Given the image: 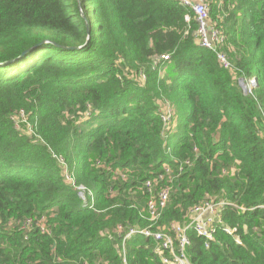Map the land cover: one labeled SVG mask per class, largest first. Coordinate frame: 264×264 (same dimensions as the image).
I'll return each mask as SVG.
<instances>
[{"label":"trees","instance_id":"1","mask_svg":"<svg viewBox=\"0 0 264 264\" xmlns=\"http://www.w3.org/2000/svg\"><path fill=\"white\" fill-rule=\"evenodd\" d=\"M207 3L227 67L173 0H0V264H122L118 227L147 226L164 186L160 225L207 201L245 208L222 207L212 239L186 232L191 264H264V210H249L264 203V0ZM154 247L135 234L127 263L163 264Z\"/></svg>","mask_w":264,"mask_h":264},{"label":"built area","instance_id":"2","mask_svg":"<svg viewBox=\"0 0 264 264\" xmlns=\"http://www.w3.org/2000/svg\"><path fill=\"white\" fill-rule=\"evenodd\" d=\"M178 4L185 7L187 14L185 19L188 21L190 18V13L195 16L197 21V35L198 44L203 48H208L212 51L217 52V56L225 67L229 66L228 60L226 61L225 55L216 50V47L223 40L220 30L214 25L213 21L209 17L208 13V3L207 0H173ZM164 59L168 58V55L162 56ZM245 88L249 85L254 84V80H248ZM250 91V89H249ZM165 125L171 124V113L168 111L167 114L162 116ZM175 121V118L173 122ZM65 165L64 161H60ZM182 170V166H178V170L174 171L172 168H167V175L170 180L175 178L177 174ZM66 173V174H65ZM64 180L70 184H74L73 176L65 169L63 174ZM145 186L151 191L154 186L152 180H147ZM78 190L79 197L83 200V204L86 205V198L80 196L82 193L81 188H85L82 185L75 186ZM86 190V189H85ZM170 196V187L164 186L158 192L151 193L149 198L145 202L144 211L147 214L148 225L144 227H130L128 229H123L118 227V236L121 237V257L122 264H128L125 257V243L135 234H140L144 237H149L155 242L154 251L159 256L163 264H191L188 259L186 248L189 243V238L186 232L190 229L196 231L199 235L204 236L207 239H212L213 232L215 228L213 223L219 221L217 215L221 211L222 207L225 205L231 207H237L241 210H245L244 207H240L234 202L226 200H213L207 201L198 205L193 206L187 215V222L184 224H178L171 222L166 225H160L159 219L161 218V213L165 208ZM90 202L92 203V198L90 197ZM89 202V204H90ZM255 208L264 210V203L257 204L249 208L253 210ZM45 217L40 219L26 218L22 223L21 227L24 232H28L33 226L40 227L42 231H46L45 228ZM245 230V225L242 227ZM223 230L229 235L234 236V241L236 243H241L240 236L235 234V228L224 227ZM235 234V235H234Z\"/></svg>","mask_w":264,"mask_h":264},{"label":"rangeland","instance_id":"3","mask_svg":"<svg viewBox=\"0 0 264 264\" xmlns=\"http://www.w3.org/2000/svg\"><path fill=\"white\" fill-rule=\"evenodd\" d=\"M225 59H226V61H227V58H226V56H225ZM248 80H254V79H248ZM245 81V80H243L242 81V79H238V82H236L237 83V85H238V87L242 90V93H244V94H248L250 91H249V89H251L252 88V86L253 85H249V89H248V87H246L245 88V85H246V83H249V81ZM19 118H21V119H23L21 122H19L18 123V120H19ZM85 118H86V115H85ZM25 119V117H24V113H20L19 114V116H17L16 118H15V120L17 121V125L20 127V129H21V131L23 132H25V133H27V134H30L31 133V131H30V127H28L27 126V124H26V121L24 120ZM177 121L175 120L174 121V124L176 123ZM65 163V162H64ZM60 165H61V167H62V169H61V173H63L64 174V172H65V169H67L68 170V167H67V165H66V167H65V165L63 164V166H62V163L60 162ZM66 174V173H65ZM64 178V177H63ZM86 188H81V191L82 192H84V193H82L80 196H82L83 198L85 197V198H87V195H90V191H87V190H85Z\"/></svg>","mask_w":264,"mask_h":264},{"label":"clouds","instance_id":"4","mask_svg":"<svg viewBox=\"0 0 264 264\" xmlns=\"http://www.w3.org/2000/svg\"><path fill=\"white\" fill-rule=\"evenodd\" d=\"M87 199H88V200H87ZM82 201H83V200H82ZM85 202H86V205H90V204H92V203L90 202V198H88V197L86 198V201H85ZM89 202H90V204H89ZM92 202H93V200H92ZM82 204H83V203H82Z\"/></svg>","mask_w":264,"mask_h":264},{"label":"water","instance_id":"5","mask_svg":"<svg viewBox=\"0 0 264 264\" xmlns=\"http://www.w3.org/2000/svg\"><path fill=\"white\" fill-rule=\"evenodd\" d=\"M254 81H255V78H254Z\"/></svg>","mask_w":264,"mask_h":264}]
</instances>
